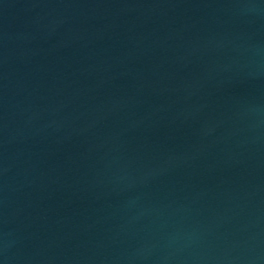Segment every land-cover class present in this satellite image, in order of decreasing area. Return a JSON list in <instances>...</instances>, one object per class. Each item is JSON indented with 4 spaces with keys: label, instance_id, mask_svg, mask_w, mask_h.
Here are the masks:
<instances>
[{
    "label": "water",
    "instance_id": "1",
    "mask_svg": "<svg viewBox=\"0 0 264 264\" xmlns=\"http://www.w3.org/2000/svg\"><path fill=\"white\" fill-rule=\"evenodd\" d=\"M0 264H264V0H0Z\"/></svg>",
    "mask_w": 264,
    "mask_h": 264
}]
</instances>
